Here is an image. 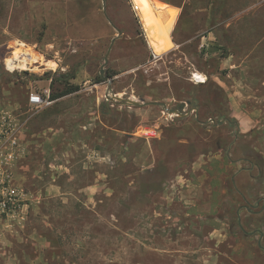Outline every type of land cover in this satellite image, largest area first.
I'll return each instance as SVG.
<instances>
[{
    "label": "rangeland",
    "instance_id": "rangeland-1",
    "mask_svg": "<svg viewBox=\"0 0 264 264\" xmlns=\"http://www.w3.org/2000/svg\"><path fill=\"white\" fill-rule=\"evenodd\" d=\"M67 1L0 0V122L25 124L14 161L0 150V264H264V165L254 158H264V39L254 49L243 25L187 10L175 47L153 57L131 0H76L123 33L104 64L117 30L80 38L66 23L80 9ZM253 27L264 38V24ZM212 31L218 41H202ZM26 48L55 71L6 70ZM66 83L79 89L29 103ZM148 128L157 136L146 139Z\"/></svg>",
    "mask_w": 264,
    "mask_h": 264
},
{
    "label": "crops",
    "instance_id": "crops-1",
    "mask_svg": "<svg viewBox=\"0 0 264 264\" xmlns=\"http://www.w3.org/2000/svg\"><path fill=\"white\" fill-rule=\"evenodd\" d=\"M136 1L139 5V10L137 12H135L134 9L133 10L135 12V16L138 18L139 22L142 25L147 44L151 50L153 57H157L158 55L156 54H166L175 47L176 44L173 41L174 33L176 28L178 27L179 18L181 17V15L183 17L184 12L187 10L192 12L191 10L197 9L199 13H204L203 22L205 23L216 22L215 25H218L225 22L227 28L229 26H233L232 28H234L239 24L243 25V33L246 35V38L248 36L250 40H256L254 49H257V43L264 39L261 38V36H258L256 32H254L255 30L253 27L254 25L260 26L264 24V0H220V2L219 0H150V2H148L149 0ZM70 2L73 3L72 8L74 7L75 10L80 9L78 4L76 3V0H68L67 7ZM38 4L40 3L36 2V4H34L32 7H42ZM148 5H151V10L148 8ZM225 9H227L228 11V17H226L225 20L220 21L218 16L223 14ZM220 10L222 11L220 12ZM66 23L68 25H72L70 29L73 30V33L78 34L79 37L83 39L99 38L107 35L110 31V22L104 15V13L101 12V10L97 7V5L90 6L88 9L82 7L80 11L76 10L73 13H70V16L67 17ZM259 31L261 33H264L262 32V30ZM165 35L169 38L167 39ZM262 37H264V35ZM202 38V41L207 39L212 43V41H218L219 35L216 31H212L208 32ZM117 41H123V38H117L111 45L110 51L114 50L113 45L118 43ZM167 42L169 43V45ZM156 47L159 51L156 49ZM27 49L28 48L22 50ZM239 50L240 49L236 50L237 52L235 53H228V56H230L229 60H231L232 58L230 66L232 68L236 67V58L240 57L238 54ZM248 50L249 52L244 55V58L251 57L252 59H254V57L257 55H254L253 57L252 52L254 51H251L250 49H247L246 51ZM55 69L56 68L52 70L55 71ZM191 72H196L193 77H199L197 81L195 80L196 77L194 78L196 82L202 83L206 80L205 75L201 72L195 69ZM196 74L203 76V79H200V76Z\"/></svg>",
    "mask_w": 264,
    "mask_h": 264
},
{
    "label": "built area",
    "instance_id": "built-area-1",
    "mask_svg": "<svg viewBox=\"0 0 264 264\" xmlns=\"http://www.w3.org/2000/svg\"><path fill=\"white\" fill-rule=\"evenodd\" d=\"M10 56L11 54L5 58L4 67L6 70L12 72L16 69L11 68V66L8 63V59ZM34 65L41 66L40 63H36ZM44 92L47 93L45 96L37 92L31 93L29 96V103L36 107L51 104L54 100H51L49 98L50 95L49 89L44 90ZM1 121H2L0 122V140L2 139L1 140L2 148H0L2 154L1 157L3 156L6 163L9 164V162L14 161V159L17 156V152L19 151V145H20L18 137L19 134L22 132L25 124L24 123L18 124L13 119L7 117L2 118ZM142 133L146 139L154 138L157 136V131L155 129L148 128L143 130ZM6 174H7L6 178H4V180H1L2 183L10 182V174H8V172H6Z\"/></svg>",
    "mask_w": 264,
    "mask_h": 264
},
{
    "label": "bare ground",
    "instance_id": "bare-ground-1",
    "mask_svg": "<svg viewBox=\"0 0 264 264\" xmlns=\"http://www.w3.org/2000/svg\"><path fill=\"white\" fill-rule=\"evenodd\" d=\"M148 2H150V0ZM131 3L133 5V9L135 10V12H137L139 10V5H138L137 1L136 0H131ZM151 5L150 6L148 5V8L150 10H151ZM166 35H165V37H167ZM168 38L169 37H167V39ZM152 41H154V40H152ZM160 45H161V43H160ZM168 45H169V43H168ZM162 46H163V44H162ZM156 49H157V47H156ZM163 51H164V49H163ZM156 55L160 56V55H163V54H156ZM8 63L11 66V68H23V69H26L27 66H32V65H34L36 63H40L41 66L46 65L47 68H51V69H54L57 66V63L55 61H53L51 59L46 60L41 53H39L37 51H28V49L27 50H19V51H17L10 59H8ZM195 80L197 81L198 77H196Z\"/></svg>",
    "mask_w": 264,
    "mask_h": 264
},
{
    "label": "water",
    "instance_id": "water-1",
    "mask_svg": "<svg viewBox=\"0 0 264 264\" xmlns=\"http://www.w3.org/2000/svg\"><path fill=\"white\" fill-rule=\"evenodd\" d=\"M109 22H111L109 20ZM117 33H118V36L121 35V32L119 29H117ZM114 42V39H112L111 41V45L113 44ZM111 45L109 46L107 52H106V55H105V58H104V64L107 63V60H108V54L110 52V49H111ZM102 71H103V68L101 70V74H102ZM108 99L110 100H113V101H116V102H119L120 104L122 105H130V106H142V105H150V104H154V105H160L163 107V110H165L166 112H168L169 114L171 113H176L177 115H183V113H181L178 109L176 108H167L166 104L164 102H138L136 100H133L131 98H123V97H120L116 94H112V96L110 97L109 95L107 96ZM224 120H220L218 124H221Z\"/></svg>",
    "mask_w": 264,
    "mask_h": 264
},
{
    "label": "trees",
    "instance_id": "trees-1",
    "mask_svg": "<svg viewBox=\"0 0 264 264\" xmlns=\"http://www.w3.org/2000/svg\"><path fill=\"white\" fill-rule=\"evenodd\" d=\"M223 2V1H222ZM222 10H220L221 12ZM26 73V72H25ZM108 76L111 77L113 76V72L112 73H109L108 72ZM103 80V77L101 75L98 76V81H102ZM55 82V81H54ZM54 84H53V80H52V83L50 85L51 88H53ZM210 87H214V89H216V91L219 93L221 90L213 84H211ZM79 89V86L78 85H74V84H69V83H66L62 88L58 89V90H54L50 93L49 95V98L51 100H56L60 97H63V96H66L68 94H72L74 92H76L77 90ZM254 158L256 163L255 164H258L259 168L260 169H263V165H264V158L262 156H259L257 153H255L254 155Z\"/></svg>",
    "mask_w": 264,
    "mask_h": 264
},
{
    "label": "flooded vegetation",
    "instance_id": "flooded-vegetation-1",
    "mask_svg": "<svg viewBox=\"0 0 264 264\" xmlns=\"http://www.w3.org/2000/svg\"><path fill=\"white\" fill-rule=\"evenodd\" d=\"M105 11V10H104ZM104 15L106 16V18L108 19V17H107V15L105 14V12H104ZM109 20V19H108ZM110 25L113 27V28H115L116 29V27L113 25V23L112 22H110ZM118 29V28H117ZM120 30V29H119ZM120 32H121V30H120ZM122 32H121V35L120 36H118L117 38H119V37H121L122 36ZM118 35V34H117ZM117 38H112V39H114V41L117 39ZM112 41V40H111ZM114 43V42H113ZM110 45H111V42H110ZM181 107V106H180ZM183 107H184V105H182V109H183ZM179 110V109H178ZM183 115H185L184 113H183ZM213 125H216V123L215 122H213Z\"/></svg>",
    "mask_w": 264,
    "mask_h": 264
}]
</instances>
